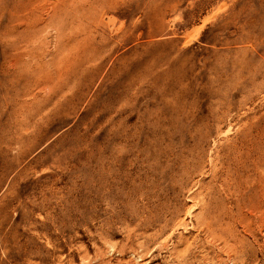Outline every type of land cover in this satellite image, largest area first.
Segmentation results:
<instances>
[{
    "label": "rangeland",
    "instance_id": "obj_1",
    "mask_svg": "<svg viewBox=\"0 0 264 264\" xmlns=\"http://www.w3.org/2000/svg\"><path fill=\"white\" fill-rule=\"evenodd\" d=\"M21 2L34 19L0 0V264H176L204 238L200 179L263 138L264 0Z\"/></svg>",
    "mask_w": 264,
    "mask_h": 264
},
{
    "label": "bare ground",
    "instance_id": "obj_2",
    "mask_svg": "<svg viewBox=\"0 0 264 264\" xmlns=\"http://www.w3.org/2000/svg\"><path fill=\"white\" fill-rule=\"evenodd\" d=\"M42 2L50 7V15L58 7H66L73 0ZM12 9L10 20L14 22L24 18L23 10L30 12L28 17L35 18V9L31 11L21 0H14ZM5 47L8 55H12L9 59L5 58V64L16 65L20 61V58L15 57L20 49L18 42L7 41ZM201 143L204 142L199 139L197 152L184 161L191 166L180 182L183 189L189 187L194 176L205 167L201 160ZM228 153L223 157V175L226 179L223 177L217 186L208 182L206 187L202 179L199 181L202 189L207 188V197L203 199L202 213L194 216L204 238L189 239L180 235L172 252L176 264H247L258 256L255 248L264 258V172L263 168H259L264 161V134L262 139L253 138L252 145L244 142L236 145L234 152ZM231 172L238 180L234 184L227 179ZM146 209L149 208L146 206ZM155 212L150 210L149 216H155ZM185 221L179 210L176 213L168 211L161 219L172 231H176Z\"/></svg>",
    "mask_w": 264,
    "mask_h": 264
}]
</instances>
